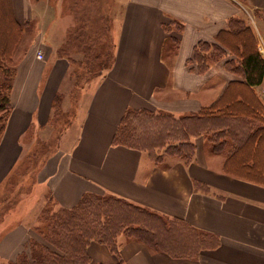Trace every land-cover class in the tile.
<instances>
[{
	"label": "crops",
	"instance_id": "obj_1",
	"mask_svg": "<svg viewBox=\"0 0 264 264\" xmlns=\"http://www.w3.org/2000/svg\"><path fill=\"white\" fill-rule=\"evenodd\" d=\"M12 3L24 23V36L28 30L33 35L19 49L25 45L23 36L14 52L12 109L0 141V186L27 152L30 132L50 124L57 97L68 95L73 86L75 68L71 57L58 53L62 43L54 32L58 23L70 27L67 17H57L46 6L33 18L38 8L33 0ZM235 19L252 27L264 56V0H125L111 29L112 63L90 80L60 141L72 128L77 134L38 167L39 184L33 190L46 186L43 194L65 208L75 207L86 194L113 195L180 219L218 242L197 255L178 257L120 236L117 253L91 241L89 264H264V185L226 173L225 151L215 153L205 135H199L192 161L157 164L147 151L113 143L130 108L193 115L219 99L231 81L242 80L226 68V61L235 57L229 51L205 72L194 60L200 42L217 41L221 34L227 40L228 31L245 25ZM255 91L264 101V80ZM221 121L225 137L233 132L235 142L249 133L245 125L254 126L245 118ZM31 197L22 202L18 222L10 214L5 223L13 225L0 232V264H11L32 239L40 240L37 207L25 204Z\"/></svg>",
	"mask_w": 264,
	"mask_h": 264
},
{
	"label": "trees",
	"instance_id": "obj_2",
	"mask_svg": "<svg viewBox=\"0 0 264 264\" xmlns=\"http://www.w3.org/2000/svg\"><path fill=\"white\" fill-rule=\"evenodd\" d=\"M0 5L1 140L12 109L11 89L16 70L14 52L24 36V23L15 16L12 0H0ZM4 18L7 20L4 21ZM234 21L245 25L228 31L227 40H223L221 34L217 41L200 42L195 48L194 60L199 71L205 72L211 63L227 56L229 51L235 57L226 61V68L241 75L242 80L231 81L219 99L193 115L177 116L167 112L130 108L117 128L114 144L148 151L153 154V160L150 159L157 164L163 163L166 155H174L190 162L196 154L193 139L204 135L205 129H210H204L207 124L218 121L217 125H222L221 119L226 117L245 118L254 126L250 127L247 135L225 148L223 169L228 174L264 185V101L255 91V86L264 80V56L252 27L243 19ZM28 23L25 22V25ZM5 31L9 37L6 36L8 41L2 43ZM72 42L74 38L69 37V41L60 47L58 53L60 56L71 57L76 63L75 58L69 54ZM112 60L113 54L106 64L100 58L99 71L91 78L107 70ZM74 75L77 78L76 69ZM226 133L225 128L218 132L224 137ZM231 134L234 135L233 132ZM171 139L174 142L167 143ZM224 142L225 139L220 140V144ZM197 186L204 185L198 183ZM47 221V230L53 232V237L48 241L60 252L51 250L46 244L38 246L32 239L30 254L28 251L22 252L11 264H89L87 247L91 241L105 243L117 253L118 237L122 234L144 242L153 250L178 257L197 255L201 249L214 247L218 242L213 236L199 232L180 219L167 218L113 195L86 194L75 207L51 211ZM179 227H186L192 233L195 247L181 244L182 239L177 234H182L183 230ZM37 229L41 230L40 226ZM42 234L47 238L49 233ZM178 244L181 245L180 248Z\"/></svg>",
	"mask_w": 264,
	"mask_h": 264
},
{
	"label": "rangeland",
	"instance_id": "obj_3",
	"mask_svg": "<svg viewBox=\"0 0 264 264\" xmlns=\"http://www.w3.org/2000/svg\"><path fill=\"white\" fill-rule=\"evenodd\" d=\"M33 1L37 4L38 7L36 8L37 11L34 14L33 18H38L44 12V9L47 6L49 10H51V12L57 14V17H67L69 23H71L70 27L67 25V23L65 25H62L61 22V24L58 23L54 32L56 33V36H58L57 38L59 39V41L62 43L60 47L69 41V37L74 38V42L70 44L71 51L69 53L76 60V63H74L75 68L71 73L73 86L68 95L61 94L57 97L53 118L47 128L44 131L40 132H30V136L27 137V152L24 153L17 166L12 170L8 178L0 186V232L5 229H9L13 225V222L9 225H6L5 223L6 221L10 220V214L13 213V216H16V223L18 222V213H20L23 208L21 206L22 202L28 199L29 196H32L30 200L25 201V204H35V206L37 207V226H40L41 229H37L38 233L40 234V240L36 238L33 239V242L37 243L38 246L46 244L51 248V250L58 252L59 249L50 244L48 241L53 237V232L47 230V218L50 216L51 211L61 209L62 207L56 205L51 200V197L48 193L43 194V192L47 190L45 189L46 186L39 185L36 186L35 191L33 190L34 184H39V180H37L38 173L36 171L42 164V162L46 159V157L50 155V153L55 152V150L61 144L70 145L71 141L77 134L76 129L72 128L66 134L64 139L60 141V134L73 119L76 108L83 98L87 86L91 82V76L99 71L98 62L100 58H103L105 64L110 62V57L113 54L114 48L111 29L113 21L118 19L122 13V7L124 6L125 0ZM37 12H39V14ZM3 20L6 21L7 18H4ZM7 29L8 27L6 28V30ZM34 31H36V29ZM28 32L25 34L24 39L22 40V42H25V45L24 43L20 44L19 49L24 48L31 41L30 39L33 33L29 35ZM7 33L8 32L5 31V34L2 37V43L8 41L7 37H9V35H7ZM204 48L207 47L204 46ZM210 51L216 52L214 49H210ZM75 69L78 79L74 75ZM218 123V121H214L211 122V124H207L204 129H210H205L206 133H204V135L209 140V143L212 146V150L215 153L220 154L228 145H231L235 142V138L232 137L233 134H231L230 131L228 132L227 141L226 137L218 134L219 130L224 129L225 127L222 125H217ZM239 125L244 126L242 123H239ZM245 127L248 129V131H250L252 128H248L246 125ZM224 139L225 142L220 144V140ZM25 140L26 139H24V141ZM193 140L196 143L195 137ZM173 142V139H171L167 143ZM151 157L153 158V154H150V158ZM171 159L181 160L180 157L174 155H166L163 163ZM34 193H36V196ZM179 229L183 230L182 234H177L178 238L182 239L181 244H191L195 247L192 233L189 232L186 227H179ZM41 231L43 233H49L47 238L44 237ZM120 236L128 239V237L124 234L119 235V237ZM180 246L181 245L178 244L179 248ZM26 249V251H28V253L30 254V243ZM5 264L10 263L8 261L5 262Z\"/></svg>",
	"mask_w": 264,
	"mask_h": 264
},
{
	"label": "built area",
	"instance_id": "obj_4",
	"mask_svg": "<svg viewBox=\"0 0 264 264\" xmlns=\"http://www.w3.org/2000/svg\"><path fill=\"white\" fill-rule=\"evenodd\" d=\"M37 57L40 59L44 58V53L41 50H39L37 53Z\"/></svg>",
	"mask_w": 264,
	"mask_h": 264
}]
</instances>
